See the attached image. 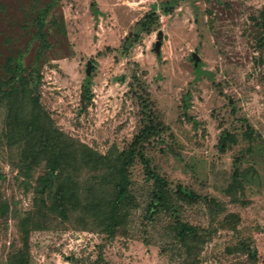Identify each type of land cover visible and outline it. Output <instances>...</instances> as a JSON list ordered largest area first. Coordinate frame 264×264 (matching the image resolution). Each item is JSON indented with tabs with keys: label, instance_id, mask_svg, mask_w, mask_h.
<instances>
[{
	"label": "rangeland",
	"instance_id": "1",
	"mask_svg": "<svg viewBox=\"0 0 264 264\" xmlns=\"http://www.w3.org/2000/svg\"><path fill=\"white\" fill-rule=\"evenodd\" d=\"M263 39L264 0H0V99L41 123L8 139L0 104V264H264Z\"/></svg>",
	"mask_w": 264,
	"mask_h": 264
},
{
	"label": "trees",
	"instance_id": "2",
	"mask_svg": "<svg viewBox=\"0 0 264 264\" xmlns=\"http://www.w3.org/2000/svg\"><path fill=\"white\" fill-rule=\"evenodd\" d=\"M98 12V11H97ZM96 12V15H97ZM40 22L42 23L40 26V29L37 33V38L39 40H41L43 43L48 44V40H47V34L45 32H43V24H44V19H43V15L40 16ZM264 40V39H263ZM16 78L17 80L27 87L28 85V80L23 77L21 74L18 73V70L16 72ZM89 85L90 83L86 84V90L85 93L83 94L84 99H90L91 97L87 94V92L89 91ZM24 97H30L31 96V102L33 105L40 107L39 105V101L38 98L35 97L34 95H32V91L31 90H26L25 88H23L22 90ZM16 95H12V97H3L0 99V104L4 105L7 108V124L5 127V137L8 139H13L15 138V136L21 135L20 136V140H24V139H29L30 135L32 136L33 134H35V132L38 131V128L41 126V123L39 126L36 125H29L27 127V129H24L23 127H19L17 125V120L20 117L21 113L18 111L17 107H16V101L15 100ZM42 128H43V135L40 136V140L42 141V144L45 145L46 147H51L52 144L49 143L50 141L54 140L52 133H55L56 131H54L53 129H51V127L49 126L48 123L43 122L42 123ZM30 131H35V132H31L29 134ZM37 134V133H36ZM39 137V136H37ZM230 134L229 133H225L224 137H223V141L225 142L227 139H229ZM44 141V142H43ZM46 142V143H45ZM71 144L73 146H79L85 149V152L83 153L84 157L77 159V163L78 165H81L83 168L85 167H90V168H102L103 166L107 165L110 163V155H104L101 154L97 151H94L93 149H91L90 147L84 145L83 143L80 142H76V141H72ZM65 148L61 149L60 151L55 153V158L54 160L50 163L49 165V170L48 173L45 176H42L40 178L41 182H42V188L40 190H38V193L42 194L45 193L47 190L52 189L56 186V181H57V171L60 168L61 165V160L66 156L65 154ZM133 161V155L130 153L129 154V159L127 161V165H130ZM127 166H123L119 169V182H118V195L116 198V205L118 204V202H120L121 200H123L125 197L128 196V186H129V177L127 175ZM149 173L151 174V176H153L156 179V183L159 186V189L156 191L153 200L151 202V210H152V215H154V212H156V210L162 206V201H163V194H164V187L161 185L163 182V178H161L158 174L152 172L149 169ZM68 194V192L66 190H62L61 195L63 196L62 198V202L67 201L66 199V195Z\"/></svg>",
	"mask_w": 264,
	"mask_h": 264
},
{
	"label": "water",
	"instance_id": "3",
	"mask_svg": "<svg viewBox=\"0 0 264 264\" xmlns=\"http://www.w3.org/2000/svg\"><path fill=\"white\" fill-rule=\"evenodd\" d=\"M167 35L164 34V32L162 30H160L158 32V41L156 42L155 44V51L157 53H159L161 51V46H162V43H161V40L166 37ZM193 60H194V64L195 66L199 65L200 61H201V58L196 54V53H193ZM93 63L92 61H89L88 64H87V73L90 74L91 71H92V68H93Z\"/></svg>",
	"mask_w": 264,
	"mask_h": 264
}]
</instances>
